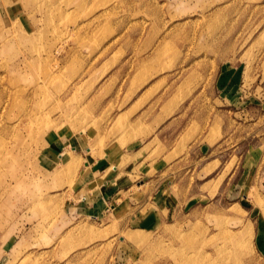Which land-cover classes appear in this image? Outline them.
<instances>
[{
  "label": "rangeland",
  "instance_id": "374dc122",
  "mask_svg": "<svg viewBox=\"0 0 264 264\" xmlns=\"http://www.w3.org/2000/svg\"><path fill=\"white\" fill-rule=\"evenodd\" d=\"M0 264H264V0H0Z\"/></svg>",
  "mask_w": 264,
  "mask_h": 264
},
{
  "label": "crops",
  "instance_id": "0c3cea01",
  "mask_svg": "<svg viewBox=\"0 0 264 264\" xmlns=\"http://www.w3.org/2000/svg\"><path fill=\"white\" fill-rule=\"evenodd\" d=\"M84 140V139H83ZM83 140H81V139H79L78 137H75L74 136V138H73V141H74V149L76 150L77 149V147L78 146H80L79 148H81V143H82V141ZM84 142V141H83ZM86 143V142H85ZM85 147H87V151H91L92 150V146H90V145H85ZM104 147H106L107 148V150L106 151H104L103 152V156H98V155H96L95 157H93L92 155H91V157L90 156H88L87 154L86 155H84L83 154V158H84V161H85V165L87 166V167H92V172L94 173V171L95 172H102V173H104V171L106 170V169H108L109 167H111V166H114V169H118L119 167H118V163H120V159L118 158V156H115L113 159H111L112 158V155H114V154H116V153H118V151L117 150H115V151H112V149H115V148H121L120 146H110V145H106V146H104ZM109 148H111V149H109ZM74 149H72L73 150V152H75L74 151ZM61 153H63L62 155L63 156H65V155H68V154H70V155H73L74 156V154H71V153H69V152H67L66 150H63V151H60V152H58L57 154H58V157L60 158V159H62V161H64V158H62L61 156ZM119 154V153H118ZM74 158H75V156H74ZM115 160H117V161H115ZM75 161V160H74ZM112 161H114V162H116V164L114 163V164H112ZM118 162V163H117ZM72 163V162H71ZM65 164V163H64ZM97 165V167L96 168H94L95 166ZM125 171H127V173H129V172H133V166H129V168H126L125 169ZM101 173V174H102ZM102 176V175H101ZM128 176V177H127ZM129 180V174H125V175H122V176H120V177H118V178H116V177H111V183L113 182L114 184L115 183H117V182H124V181H128ZM102 184L103 185H108L109 184V180L108 179H103L102 180ZM116 207V206H115ZM114 207V208H115Z\"/></svg>",
  "mask_w": 264,
  "mask_h": 264
}]
</instances>
